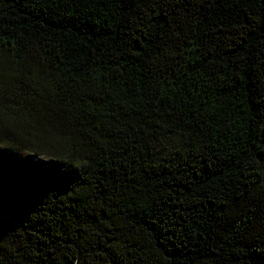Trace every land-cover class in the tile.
Wrapping results in <instances>:
<instances>
[{"label": "trees", "instance_id": "16d2710c", "mask_svg": "<svg viewBox=\"0 0 264 264\" xmlns=\"http://www.w3.org/2000/svg\"><path fill=\"white\" fill-rule=\"evenodd\" d=\"M0 264H264V0H0Z\"/></svg>", "mask_w": 264, "mask_h": 264}]
</instances>
